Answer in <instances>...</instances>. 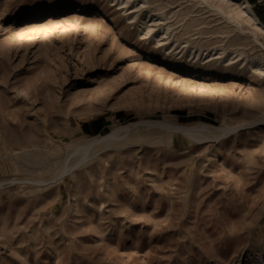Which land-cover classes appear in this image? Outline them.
Masks as SVG:
<instances>
[{
    "label": "rangeland",
    "instance_id": "374dc122",
    "mask_svg": "<svg viewBox=\"0 0 264 264\" xmlns=\"http://www.w3.org/2000/svg\"><path fill=\"white\" fill-rule=\"evenodd\" d=\"M126 1L0 0V264H264L263 77Z\"/></svg>",
    "mask_w": 264,
    "mask_h": 264
},
{
    "label": "bare ground",
    "instance_id": "6f19581e",
    "mask_svg": "<svg viewBox=\"0 0 264 264\" xmlns=\"http://www.w3.org/2000/svg\"><path fill=\"white\" fill-rule=\"evenodd\" d=\"M145 2L143 0V2H141V4L146 5V6L147 5L150 6V4H148L147 1H145ZM129 3H131V0H127L125 2L126 5ZM191 5H192L191 8L199 7L198 8L199 10L197 9L198 11L197 10L196 11L195 10L190 11L189 9H187L186 12L184 11L185 13H183L184 17H181L182 16L181 15L180 19H179V17L177 18L179 20L178 21L176 20L177 21L176 24L179 23V25H180V22L184 21L185 18L187 19L189 15L193 14V16L191 18H189V20L187 19L188 20L187 22L185 19V22H186V23L184 22L185 25H184V23L181 24V27L184 25V28H185L184 30L187 31L190 28H192V29L194 27L199 28V26H200V28L197 29L199 32L200 30L206 31V29H208V28H211V27L214 28L215 27L216 30L214 32H211V33L210 32L202 33L200 31L199 34H201V35L197 34V38H201L202 40L203 39L206 40V39L210 38L211 36L216 35L218 40L220 39V42L217 45H215L213 43L214 47L213 48L210 47L211 49L209 48L210 50H209L208 54L202 59V61H204L205 64L203 62H201V63H203L204 65H207V67H212L213 65L219 63V66H221V67L223 66V68H228V67L235 68L237 66L241 67L242 64L244 65V63H246L244 66H248L251 70L250 72L255 73V75L257 74L258 77L260 76V77H263V79H264V44H262L263 42L261 43L259 40V36L264 38V24H262L260 22V20L257 18L256 14L254 13L253 9L251 8V5L249 4V2L247 0H196V3H194V5L193 4H191ZM151 9L149 11H147V14L149 13L148 15H150L149 16L150 19L148 22L149 23L151 22L150 23L151 25L145 27L146 33H144V35H142V36H145V35L147 36L148 34L151 33L152 30H154L156 27H158V28H161L160 34L156 35V37H158V36L161 37V39L158 43H163V44L167 43V41L172 37L173 32H175V30L173 31V28H172L174 25L172 26L171 24H168L165 22L166 20H168V17L166 15L160 13L159 9H161V8H159L157 10V11H159L160 14L158 12L154 11L155 8H154V10H151ZM183 10H185V9H183ZM183 10L180 9L179 11L181 12ZM139 11H142V10L139 9ZM201 12H202V14H201ZM136 13H137V11H136ZM176 13H177V11H176ZM177 16H178V14H177ZM209 17H215L214 20L212 21L214 23V25H211L212 22H208L209 20H207V19ZM133 18H135V15H134V17L130 18L129 20H131V19L133 20ZM164 23H166V24H164ZM197 30L195 29V32ZM198 32H196V33H198ZM185 34H187V33H185ZM198 35L200 37H198ZM203 35H206V36H203ZM174 36H175V33L173 35V38H175ZM179 36L181 37L182 34L178 35V37H177V39L180 40ZM248 36H251V38L249 39ZM213 39H215V38H213ZM171 40H173V39H171ZM179 40H177V42ZM192 40H194V39H192ZM205 40H203V41L205 42ZM174 41L175 40H173L172 42H174ZM199 41H200V39H199ZM183 43L185 44V46H182L183 49H181V50L188 48L189 56H190V54L192 55V53H193L194 57H196L197 55H200V53L202 51L205 52V50H203L204 48L202 49L200 47L202 45H199L197 42H193V43L183 42ZM200 44H202V43H200ZM164 45H166V44H164ZM171 45H172V43H171ZM257 47H261L263 51L260 50V53H258L256 51L258 49ZM211 52H214V53L210 54ZM247 53H250V56H248ZM198 58H199V56H198ZM197 63H198V61H197ZM240 67H237V68H240ZM145 122H147V121H145ZM261 122H264V120H262ZM203 126H204V128L216 129L215 126L208 125V124H203ZM123 128H125V126ZM123 128L112 129L108 134H106L104 136H97L94 138H90V140L88 141L89 143L87 144L88 146H86V147H91L94 142H97L101 139H115L117 137L118 131L123 130ZM229 132H231V131H226L222 135L223 136L227 135ZM76 164L77 163H74L72 165V167L75 166ZM0 186H1V184H0Z\"/></svg>",
    "mask_w": 264,
    "mask_h": 264
},
{
    "label": "crops",
    "instance_id": "0c3cea01",
    "mask_svg": "<svg viewBox=\"0 0 264 264\" xmlns=\"http://www.w3.org/2000/svg\"><path fill=\"white\" fill-rule=\"evenodd\" d=\"M248 1V0H247ZM251 2H252V6H253V8L256 10V11H258L261 15H262V17H263V19H264V0H263V4H258L257 2H256V0H251ZM252 8V7H251ZM252 8V9H253ZM258 18V17H257ZM261 22V21H260ZM262 23V22H261ZM263 24V23H262Z\"/></svg>",
    "mask_w": 264,
    "mask_h": 264
},
{
    "label": "trees",
    "instance_id": "16d2710c",
    "mask_svg": "<svg viewBox=\"0 0 264 264\" xmlns=\"http://www.w3.org/2000/svg\"><path fill=\"white\" fill-rule=\"evenodd\" d=\"M248 1L250 2V4H252L251 0H248ZM253 11H254V13L256 14V16L258 17V19H259L262 23H264V19H263L262 15H261L258 11H256L254 8H253Z\"/></svg>",
    "mask_w": 264,
    "mask_h": 264
},
{
    "label": "built area",
    "instance_id": "2783aa9c",
    "mask_svg": "<svg viewBox=\"0 0 264 264\" xmlns=\"http://www.w3.org/2000/svg\"><path fill=\"white\" fill-rule=\"evenodd\" d=\"M258 4H263V0H256Z\"/></svg>",
    "mask_w": 264,
    "mask_h": 264
}]
</instances>
